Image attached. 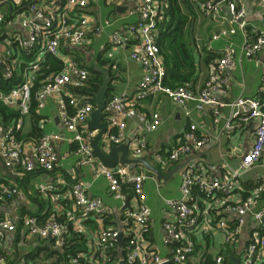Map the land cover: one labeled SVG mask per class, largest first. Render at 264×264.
Masks as SVG:
<instances>
[{"label":"built area","instance_id":"obj_1","mask_svg":"<svg viewBox=\"0 0 264 264\" xmlns=\"http://www.w3.org/2000/svg\"><path fill=\"white\" fill-rule=\"evenodd\" d=\"M125 1L135 2V21L127 23L124 32L110 31L106 43L100 45V50L129 46V57L140 65L142 75L133 94H114L106 100L104 112L108 130L102 136L103 145L122 143L126 138V120L131 117L145 122L147 130H155L162 123L160 114L154 111L150 118L146 119V116L137 111V106L142 99L158 93L166 95L186 116L190 115V102H194L196 111L205 107L211 108L215 124L220 121V109L224 106L231 107L230 117L223 121L221 131L214 137L217 143L221 133L235 132L244 126L252 125L253 137L250 147L242 153L231 147L228 156H239V160L236 164L227 159L222 160L220 176L209 172L206 165L200 161L186 163L181 168L179 197L164 198L166 206L175 211L174 218L162 223V242L169 247L166 255L156 251L149 240L151 210L146 204V193L143 189L148 175L144 172H134L123 164L107 167L92 155L90 141L96 130L89 127L88 120L94 107L88 101L78 100L76 95L70 93V89L66 90L68 87L74 90L83 88L90 74L87 66L76 61L71 54L72 50L86 47L94 52L98 38L118 17L116 13H111L103 20L97 21L98 18L91 12L92 8L101 3L123 6ZM191 1L201 14L211 20L222 18L220 2ZM9 4L11 8L8 9ZM225 6L230 11L232 20L237 22L239 29L247 36L241 45L242 54L248 58L254 57L264 49V30L253 31L249 38L246 11L241 0H229L225 2ZM165 7L166 3L162 0H0V25L3 24L5 29H8L4 39L6 45L0 50L5 76L10 77L14 69H21L19 54L9 47L12 43H18L25 52L34 51L35 55L21 69L24 78L21 84L7 93L0 88V100L8 106L18 105L21 116L28 114L33 85L30 74L40 69L46 54L62 61V69L46 77L35 92L37 109L43 107L48 96L59 95L57 115L60 124L72 133L67 140L76 145L73 153L78 156V163L88 165L95 178L103 177L109 192L121 201L122 206L128 204L125 224L129 236L122 255L116 254L113 257L111 253L105 257L109 264H187L195 252L193 235L197 231H218L222 234V247L213 257L215 264H224L226 256L232 264L233 257L238 258L237 264H260L264 261V207H259L257 201L264 193V177L255 179L246 193L240 179L260 162L264 150V79L255 97L241 95L231 102L220 100L218 95L225 94L226 90L225 73L236 66L235 48L233 45H227L197 93L185 85H165L166 69L156 40L158 24L164 17ZM262 17L264 18V13ZM18 28L26 30L25 37ZM233 33L234 28L221 29L212 39ZM68 106H72L73 110L69 111ZM21 123L20 119L16 129L20 128ZM13 128H4L0 137V159L6 168L34 171L50 170L56 165L60 155L55 144L63 139L60 133L47 132L36 139H17ZM207 140L204 123L190 119L187 128L175 142L165 152H156L153 156L160 168L170 169L198 151ZM147 147L145 135L133 136L128 143L129 153L133 157L143 155ZM35 187L44 196L57 189L53 182H40ZM59 196L54 194L53 197L57 199ZM24 198L25 194L18 185L0 184V264L6 263V237L16 232L18 226L28 236L55 237L58 244L62 241L64 221L53 218L39 222L35 216L11 215L4 210L7 204H16ZM69 199L72 205L71 210L67 211V220L73 222L80 231L84 229L82 221L89 215L107 216L110 212L100 197H88L86 187L80 181L72 182ZM246 215L251 216L253 225L248 228L244 241L241 239V233L246 227ZM119 232L113 226L100 228L95 233V239L88 241L89 253H78L71 258L70 263L79 264L80 257L89 258L93 262L94 253L100 252L103 255L107 250L117 251ZM240 243L242 246L238 247ZM227 264L231 263L228 261Z\"/></svg>","mask_w":264,"mask_h":264},{"label":"crops","instance_id":"obj_2","mask_svg":"<svg viewBox=\"0 0 264 264\" xmlns=\"http://www.w3.org/2000/svg\"><path fill=\"white\" fill-rule=\"evenodd\" d=\"M170 4L171 0H162ZM229 0H222V11L220 18L217 21L211 20L204 14H201L191 0H175L179 6L180 13L186 18L182 25V36L183 39L191 51L196 64L199 68V74L197 82L191 86V90L197 93L202 87L203 82L210 75L213 68V61L216 62L219 57L222 56V52L227 45H233L235 48L234 61L236 66L232 70L226 71V83H225V94L219 96L220 100L226 102H231L238 96H250L255 97L257 95L258 87L264 79V49L259 51L254 57L248 58L244 56L241 52V45L247 38V36L239 29L237 22L230 19L227 14V7L225 2ZM245 7V0H241ZM123 6L105 5L101 3L97 7H93L91 12L95 14L98 18L97 21L103 20L108 17L111 13H116L118 17L113 20L112 24L105 29V33L98 38L96 45L93 49L89 50L86 47L74 48L71 54L79 61V63L85 66H92L94 63L97 65V59L108 60L109 65H111V77L110 82L111 90H109L110 96L114 94L121 95H131L135 92L138 82L141 78L142 71L138 63L131 60L129 57L130 47H107L106 50H100V45L105 44L107 41V34L110 31L117 30L124 32L125 25L127 23L133 22L136 19L135 14V2L125 1ZM105 5L107 10L102 11L101 5ZM120 7V9H118ZM246 11L245 20L247 22L248 37L250 38L253 31L264 30V18L262 17L264 13V0H258L256 3L254 0L250 2L248 9ZM173 26V24H172ZM234 28L235 33L229 34L227 36H220L216 39H212V36L218 33L221 29ZM18 31L25 37L27 32L23 28H18ZM8 29H5V38L7 37ZM4 38V39H5ZM10 47V46H9ZM4 46H0L2 50ZM162 56V55H161ZM206 56H216L211 61V63L205 64L204 59ZM20 58V56H19ZM2 63V60L0 59ZM110 62V63H109ZM106 64V65H107ZM102 66V65H99ZM1 70L3 69L0 68ZM29 75V73H28ZM33 77V74H30ZM73 95L78 97V100L87 101L83 95L77 94L74 89L70 87ZM59 95L53 94L48 96L43 107L39 108L38 111L43 115L44 127L47 132H58L62 135L63 139L56 142L55 147L60 155V158L55 167V177L52 178L51 175L47 174H37L32 180V185L34 187L40 182H53L57 185V189L49 193V199L54 205V210L58 217H61L64 211L71 210L72 201L69 199V188L74 181L82 182L86 187V193L88 197H100L103 203L109 208L110 212L108 214L111 226L122 231L124 235H127L128 230L125 227V211L128 207L121 205V201L115 199L107 188V182L103 177L95 178L91 172L88 165H80L78 163V156L73 153V148L71 143L68 142V138L72 136V133L67 131L59 122H55L57 115V100ZM95 108V106L93 105ZM93 108V109H94ZM188 109L190 110V115L186 116L184 112L176 107L173 102L164 94L158 93L156 95H151L141 100L137 106V111L146 116V119L150 118V115L156 111L160 114L162 118V123L153 131L147 130L146 123L140 122L136 117H131L126 120V137L145 135L147 138V151L143 154L147 156L148 162L155 165L159 170L166 173L170 169H162L158 166L154 159V153L165 152L178 138L181 133L187 128L190 119L204 123L205 130L208 134L207 142L191 157L186 163L189 162H202L206 165V168L214 175H221L220 165L221 161L224 159L229 160L232 164H236L239 160V156H228V151L231 147L237 148L240 153L247 151L252 143L253 132L251 129V124L244 126L243 128L235 130V132L226 133L223 132L219 135V143L214 140V137L221 131L222 124L226 119H228L232 113V108L229 106H224L220 109L221 116L218 124L213 122L214 114L211 108H203L200 111H196L194 108V102L188 104ZM59 119V118H58ZM106 119V118H105ZM104 119V121H106ZM22 123L20 125L21 134H25L30 131L31 121L28 114L24 115L21 119ZM90 119L88 120V125ZM43 125V122H41ZM107 123V121H106ZM3 127L0 125V137L3 133ZM108 130V126L106 132ZM46 132V133H47ZM97 133V130H96ZM105 134V133H104ZM96 135V134H95ZM102 139V138H101ZM100 146L108 150V146L102 144L100 140ZM185 160L179 162L182 163ZM96 158V157H95ZM98 159V158H97ZM99 160V159H98ZM178 164V163H177ZM133 171L141 170L148 175V178L143 183V189L146 193V204L151 210V232L149 234V240L153 248L158 251L161 255L168 254V248L162 242L163 229L162 223L167 219L174 218L175 211L170 210L164 203V198H177L179 197V185L181 176V171L178 172L176 176L177 183L171 184V178L167 180H161L158 182L156 180L155 174L147 171L142 164H138L132 169ZM138 172V171H137ZM65 174L68 175L72 182H68L65 179ZM0 177L5 178L10 182V184L18 185L19 175L13 169H8L4 166L3 161L0 159ZM264 177V150L260 162L253 167L251 170L246 172L240 179V183L243 186V191L246 193L253 181L257 178ZM63 181V183H59ZM22 189V188H20ZM24 192V191H23ZM25 198L22 201H17L16 204L9 203L4 206V210L11 215L22 214L28 204H30L26 193ZM54 194H59L60 196L55 199ZM257 205L259 207H264V193L260 195ZM30 209V207H29ZM96 215H89V218L95 219ZM97 220V219H95ZM246 227L241 233V239L245 241L248 234V228L253 224L251 223V216H245ZM83 225H87L83 223ZM91 237L89 241L95 239V231H89ZM13 233H10L6 237V243L4 247L5 254L10 252L11 246L9 244V237ZM195 240V246H198L194 254L189 258L187 264H202L204 253L211 254L212 258L220 251L223 244L222 234L218 231H212L210 233H203L202 231H197L193 235ZM243 241V242H244ZM242 242V243H243ZM242 243L238 244V247L242 246ZM118 255H120L118 253ZM237 258V257H236ZM204 261V260H203ZM233 261V260H232ZM6 264V263H4ZM233 264L237 262L233 261Z\"/></svg>","mask_w":264,"mask_h":264},{"label":"trees","instance_id":"obj_3","mask_svg":"<svg viewBox=\"0 0 264 264\" xmlns=\"http://www.w3.org/2000/svg\"><path fill=\"white\" fill-rule=\"evenodd\" d=\"M175 0H171L170 4L167 3L164 8V17L159 22V31L157 35V43L160 49V54L164 60V65L166 69V75L164 77V84L170 87H176L179 85H185L188 87L193 86L198 79L199 68L196 61L188 49L183 36H182V25L185 21V17L180 13L179 6ZM8 9L10 4L7 5ZM11 8V7H10ZM8 13H6V18ZM173 24V26H172ZM249 30V27H247ZM5 26L0 25V46H5ZM10 48L17 52L20 56L21 69L26 65L28 61L33 59L34 51L25 52L19 46L18 43H12ZM216 57V56H214ZM213 56H206L204 63L208 64L214 59ZM77 62H79L76 59ZM99 65L107 67L111 72V65L107 64L106 59H97ZM110 63V62H109ZM107 64V65H106ZM211 64H215L213 61ZM63 63L60 59L54 57L51 54H46L40 64V69L33 74L32 80L33 85L31 87V102L28 115L30 116L31 128L30 131L21 134L20 128L16 129L17 122L23 118L20 114V108L16 106H8L3 101L0 100V125L3 128L14 127V134L17 139H36L41 137L47 132L44 127L43 115L38 111V102L35 100V92L44 83L46 77L51 76L52 73L58 72L62 69ZM89 70V79L86 85L78 90H75L77 94L83 95V97L95 106V93L101 83V74L95 71L92 66L87 65ZM21 69H14L10 77H6L3 70L0 69V88L3 92L7 93L12 88L17 87L23 82V76ZM111 90V88H110ZM110 92V91H109ZM106 95V100L109 93ZM69 111L73 110L72 106H68ZM43 122V125H41ZM16 130V131H15ZM72 148L75 149L76 145L71 143ZM57 164V163H56ZM159 166V165H158ZM55 167L50 170L36 169L34 171H25L23 169H17L16 172L19 175L18 186L26 193L27 198L30 201L28 208L23 210L22 215H31L37 217L39 222H45L49 219H56L65 223V229L62 232V241L57 243L55 237H37L28 236L20 226H18L17 231L14 232L9 237V244L11 250L6 253V264H18L24 261L25 264H71V258L75 257L80 252H88V241L91 237L89 231H97L100 228L112 227L109 221V216H96L94 218H89L82 221L87 225H83L84 229L82 231L78 230L73 222L67 220V211L65 214L58 217L60 214H56L54 205L49 199V195L44 196L38 192L36 187L32 185V180L37 174H47L51 175L52 178L55 177ZM133 171V170H132ZM140 172L141 170H137ZM134 171V172H137ZM65 179L68 182H72L71 178L65 174ZM9 184L10 182L5 178L0 177V184ZM30 207V209H29ZM126 227V226H125ZM127 228V227H126ZM129 235L124 236V242L120 246L117 242V251L107 250L105 253L100 252L93 254V262L86 257L78 258L79 264H109L105 260L106 256L113 253V257L118 253L123 254V249ZM196 250L198 246L196 245ZM230 251V248H228ZM119 256V255H118ZM202 264H215L211 254L204 253ZM232 264L229 257L226 256V262L224 264ZM260 264H264L262 261Z\"/></svg>","mask_w":264,"mask_h":264},{"label":"water","instance_id":"obj_4","mask_svg":"<svg viewBox=\"0 0 264 264\" xmlns=\"http://www.w3.org/2000/svg\"><path fill=\"white\" fill-rule=\"evenodd\" d=\"M215 2H221L222 0H214ZM253 0H245L244 9L247 10L250 2ZM258 3V0H254ZM120 9V7L118 8ZM228 17L232 19V15L228 8H226ZM241 18L238 19L240 21ZM3 64L0 62V68H2ZM92 68L101 74V83L98 87V90L95 93V108L92 110L90 114V128L93 130H97L96 135L91 139L90 145L92 148V155L98 158L105 166L114 167L117 164L126 165L129 169H134V167L138 164H142L143 167L155 174L156 180L160 182L162 179L167 180L173 176H176L181 168L186 164V162L191 158L189 157L186 161L182 163L176 164L173 168H171L168 172L164 173L159 170L155 165H152L148 162L146 155H141L138 157H133L129 153L128 143L130 141V136L126 137L122 143L116 145H109L106 151L100 146V140L107 129V123L104 121L106 117V113L104 112L105 103H106V95L110 90V82L112 80L111 72L107 67L99 66L96 63L92 65ZM58 117L55 118V122H58ZM51 237V236H49ZM124 242V234L122 231L118 234V243L121 246ZM233 261L238 262V258L233 257ZM169 264V263H164Z\"/></svg>","mask_w":264,"mask_h":264},{"label":"rangeland","instance_id":"obj_5","mask_svg":"<svg viewBox=\"0 0 264 264\" xmlns=\"http://www.w3.org/2000/svg\"><path fill=\"white\" fill-rule=\"evenodd\" d=\"M101 7H102V11L103 12H105L107 10V7L105 5H103V4L101 5ZM171 179H172L171 180V184L175 185L177 183V178L176 177H172Z\"/></svg>","mask_w":264,"mask_h":264}]
</instances>
